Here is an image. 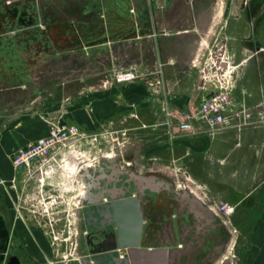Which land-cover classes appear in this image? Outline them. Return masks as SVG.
<instances>
[{
	"label": "crops",
	"instance_id": "1",
	"mask_svg": "<svg viewBox=\"0 0 264 264\" xmlns=\"http://www.w3.org/2000/svg\"><path fill=\"white\" fill-rule=\"evenodd\" d=\"M223 1L0 0V251L5 253L1 262L5 264L10 252L19 264H43V242L33 225L19 220L12 210L15 172L10 156L46 137L47 113L50 116L57 108L66 107L71 121L92 128L127 116L123 107L132 106L135 137L143 133L138 123L152 125L148 136L160 129L159 142L151 146L157 160L165 168L185 169L207 190L206 197L193 189L163 198L180 208L185 219L181 232L187 235L219 236L229 231L225 217L212 208L215 197L233 207L248 204L250 214L251 204H264V0ZM222 21L232 56L247 63L237 100L251 109L255 125L238 135L179 134L165 125L161 105L165 102L176 114L198 107L202 93L192 62L203 58ZM130 64L139 67L141 78L103 87L112 69ZM126 156L121 150L106 158ZM108 166L104 161L101 168L83 169L89 178L101 172L104 180ZM76 167L66 160L67 170L76 174ZM94 193L89 189L87 194ZM257 213L264 220V205ZM256 236L244 264H264V223ZM157 252L140 246L133 263L175 264L168 253Z\"/></svg>",
	"mask_w": 264,
	"mask_h": 264
},
{
	"label": "rangeland",
	"instance_id": "2",
	"mask_svg": "<svg viewBox=\"0 0 264 264\" xmlns=\"http://www.w3.org/2000/svg\"><path fill=\"white\" fill-rule=\"evenodd\" d=\"M223 3L226 4V1L224 0ZM223 46L226 48L225 55H223L230 63L228 70L234 80L233 97L236 100L235 107L241 109V103H239L241 101L237 100V94L240 92L243 80V68L247 66V63L241 58L235 59L232 56L225 40L224 21L217 25L214 37L207 45L202 60L197 62L199 63L197 71L200 75L199 71L205 66V63L208 66H213L214 62L209 59L208 54L219 53L220 48ZM246 55H250V53H246ZM256 58L257 56L253 60H257ZM197 63L195 64L197 65ZM263 80L264 78H262ZM259 85H261L260 89L262 90V83H259ZM7 108L10 110L12 106ZM80 108L78 107V109ZM65 110L66 107L57 108L50 116V113H47L46 117L48 118L45 120L47 130L53 124L55 126L64 123L73 124L79 129L80 133L85 134V137L74 140L69 144L66 148V152L69 151L68 155L66 153L58 155L54 160L47 162L40 170L24 175L15 173L12 181L13 187L10 192L13 213L19 220L29 221L44 244L41 259L43 264H68L75 247L74 213L77 195L81 190V186L78 183V176L73 174L72 171L71 173L67 168L65 169L66 160L75 162L78 170L82 164H93L94 159L99 158L101 153L108 151V143H112L127 152V160L133 163V169H141L144 172L151 170L152 174L158 178L177 183L184 182V171L179 169L180 167L165 168L160 160H157V155L153 153V147L151 146L159 142L158 132H160V129L155 131L154 136H148L147 134L153 132L152 125L138 123L136 126H139L140 132L143 133L142 135L139 134L140 138L139 135L135 137L132 106L123 107V115L127 116L117 118L114 122L96 123L92 128H88L87 123L71 121L69 117L71 112L66 113ZM46 117L43 116V118ZM190 177L196 183L195 186L190 185L191 189L193 188L197 195L206 197L208 195L207 190L197 184L191 174ZM50 197L56 198V201L50 200ZM214 199L215 201L211 202L213 204L228 203L218 197ZM245 205L248 204L239 203L234 207L231 206L233 212L225 217L231 233L227 252L230 264L245 263L250 248L256 241L257 229L263 226L264 223V220L257 217V211H261L264 204H251L252 214L246 212ZM259 205L260 207H258ZM67 231L69 232L68 238L65 235ZM3 257L5 258V253L2 255L0 251V259ZM0 264H4V262L0 261Z\"/></svg>",
	"mask_w": 264,
	"mask_h": 264
},
{
	"label": "flooded vegetation",
	"instance_id": "3",
	"mask_svg": "<svg viewBox=\"0 0 264 264\" xmlns=\"http://www.w3.org/2000/svg\"><path fill=\"white\" fill-rule=\"evenodd\" d=\"M93 161V164L84 165L80 168L77 175L81 190L77 195L74 213L75 247L71 253V258L68 260L69 264L78 261L81 256H85L89 249L87 244L89 228L87 227L88 220L84 215L85 208L97 201L107 203L121 193H125L124 197L140 195V201H144L141 204L143 223L140 246L167 251L169 260L171 256H177L180 262L185 264H230L227 256L231 240L230 231L227 230L219 236L204 237L181 232L185 226V219L179 214L180 208L167 204L163 198H167L170 194H180L186 188L178 187L177 182L156 177L151 170L144 172L141 169H133V164L127 165L128 162H131L127 158L114 157L109 159L101 155ZM104 161L109 164L107 167L109 175L103 180L99 176L100 172L89 178L86 173L87 170L83 168L87 166L101 168ZM135 176H140L142 179L137 180ZM149 178L154 180L150 183L147 181ZM117 184L118 187L121 186L120 191L116 189ZM89 189L95 191L92 196L87 194ZM194 225V222L190 221L188 227L193 229ZM108 229L115 231L117 226L114 224ZM65 235L68 238L69 232H65ZM180 245L184 246L185 249L176 251ZM114 252L116 257L120 258L119 251L115 249ZM13 256V253H7L5 264H9Z\"/></svg>",
	"mask_w": 264,
	"mask_h": 264
},
{
	"label": "built area",
	"instance_id": "4",
	"mask_svg": "<svg viewBox=\"0 0 264 264\" xmlns=\"http://www.w3.org/2000/svg\"><path fill=\"white\" fill-rule=\"evenodd\" d=\"M225 50L226 48L223 46L220 48L219 53H209L208 57L214 62L213 66H208L205 63V66L200 69L198 91L202 93V97L198 107L193 112L176 114L168 110L165 102L162 103L161 112L167 118L165 125L175 127L179 134L205 133L208 135H219L225 132H235L238 135L245 127L255 125V121L250 120V108L243 102H239L241 103V109L235 107L236 100L233 97L234 80L228 70L229 63L224 57ZM197 62L199 61L194 60L192 66L199 67ZM157 74H159V71ZM139 78H141V75L136 64H130L125 68H114L110 71L109 80L103 83V87L129 84ZM156 85H159V82H156ZM84 137L85 134L80 133L79 129L73 124L64 123L57 126L53 124L49 127L46 137L28 143L11 154L10 162L13 170L16 174L23 175L40 170L47 162L54 160L58 155L64 153L68 155L69 151L66 152V148L69 144ZM108 144V151L101 153L100 156L109 157L116 153L120 154L122 149L116 147L115 144ZM130 164L133 163H127V165ZM84 165L88 164L80 165L79 169ZM182 170L184 171V182L177 183L178 187L191 189L190 185L195 186L196 183L191 179L188 171ZM1 184L2 182H0ZM49 199L56 201V198L53 197ZM212 208L223 217H227L233 212V207L226 203H215ZM63 241L65 242V240Z\"/></svg>",
	"mask_w": 264,
	"mask_h": 264
},
{
	"label": "water",
	"instance_id": "5",
	"mask_svg": "<svg viewBox=\"0 0 264 264\" xmlns=\"http://www.w3.org/2000/svg\"><path fill=\"white\" fill-rule=\"evenodd\" d=\"M141 180L140 176H135ZM153 178L147 179L150 183ZM191 189L186 188L185 192ZM121 193L107 203L97 201L85 208L84 215L88 220L87 244L89 249L85 256L70 264H134V254L140 247L142 238V213L140 195L124 197ZM92 222V223H90ZM117 226V230L110 231V226ZM110 243V244H109ZM115 249L122 251L123 256L116 257ZM167 251H159L164 256ZM160 256V257H162ZM164 260V257L161 259ZM9 264H19L16 257H11ZM179 264L177 256H171L170 262ZM69 264V263H68Z\"/></svg>",
	"mask_w": 264,
	"mask_h": 264
},
{
	"label": "bare ground",
	"instance_id": "6",
	"mask_svg": "<svg viewBox=\"0 0 264 264\" xmlns=\"http://www.w3.org/2000/svg\"><path fill=\"white\" fill-rule=\"evenodd\" d=\"M230 64V63H229ZM65 169H66V166L64 165Z\"/></svg>",
	"mask_w": 264,
	"mask_h": 264
}]
</instances>
